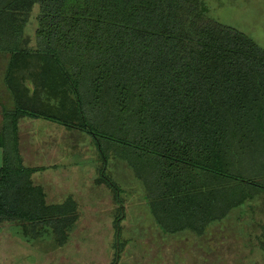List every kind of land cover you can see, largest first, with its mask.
Instances as JSON below:
<instances>
[{"label":"trees","instance_id":"16d2710c","mask_svg":"<svg viewBox=\"0 0 264 264\" xmlns=\"http://www.w3.org/2000/svg\"><path fill=\"white\" fill-rule=\"evenodd\" d=\"M205 12L201 0H0L2 77L15 100L1 118L0 224L18 220L60 247L76 220L72 200L44 207L31 185L35 170L16 147L21 116L91 135L101 170V141L112 143L142 172L148 210L168 235L200 236L260 197L264 174L248 175L241 157L264 146V50ZM19 64L31 82L24 102ZM97 183L119 192L102 174Z\"/></svg>","mask_w":264,"mask_h":264},{"label":"rangeland","instance_id":"374dc122","mask_svg":"<svg viewBox=\"0 0 264 264\" xmlns=\"http://www.w3.org/2000/svg\"><path fill=\"white\" fill-rule=\"evenodd\" d=\"M201 1L207 21L240 32L264 50V0ZM36 11L33 7L25 28L29 38ZM34 124L41 127L46 121ZM35 135L48 143L49 134L42 129ZM55 139L61 148L52 189L64 195L67 192L68 199L75 201L76 222L60 248L47 242L13 243L6 238H13L12 232L0 236V264H112L114 260L115 264H264V192L236 206L227 218L206 227L200 236L188 232L168 235L154 223L148 210L142 172L131 169L126 158L115 153L112 143L101 141L107 147L101 170L91 135L63 128ZM256 147V154L241 157L243 170L250 176L260 171L264 174V146L258 142ZM101 174L118 193L114 195L109 186L97 183Z\"/></svg>","mask_w":264,"mask_h":264},{"label":"crops","instance_id":"0c3cea01","mask_svg":"<svg viewBox=\"0 0 264 264\" xmlns=\"http://www.w3.org/2000/svg\"><path fill=\"white\" fill-rule=\"evenodd\" d=\"M30 41H32L30 39ZM30 45H32L30 43ZM8 59L9 55L6 53H0V131L2 127V116L14 110V95L12 92L7 88V81L4 82L2 74L8 68ZM20 69L22 70V74L20 77L15 78V82L20 85L23 91L22 102L27 101L31 96V82H28L23 74H25L23 70V65L19 64ZM22 77V78H21ZM24 89L26 90V94L24 93ZM37 120L45 121L41 119H33L25 116H21L16 121V147L20 157V163L23 168L35 170L33 173L30 174L29 181L33 187L39 189L41 195V201L43 202L44 207H53V206H60L63 202L68 199V194L64 195L63 192L56 189L53 190L56 186V175L55 173V164L56 158L58 155V151L60 145L57 139H55L56 134L59 131H62L60 125L55 123H51L46 121V125L37 126L34 123H38ZM45 123V122H43ZM38 129H42L43 133L49 134V141H42L39 139L35 133ZM68 129V128H66ZM72 148V147H71ZM71 153H74L73 149H70ZM2 164V151L0 149V166ZM55 176V177H54ZM59 183V181H58ZM73 201V199H72ZM59 202V203H58ZM74 204L75 201H73ZM75 212H76V205H75ZM76 219H77V212H76ZM76 220L74 221V223ZM72 224V226L74 225ZM25 225L18 220H8L4 221L0 224V236L2 237L4 234H8L12 232L14 234L13 238L6 237L10 239V242H17L20 245L29 244L35 242L36 245L47 242L55 247V242L53 237L50 234L42 233L40 236L32 237L30 236L31 233H25L23 229ZM40 228V226L36 227ZM71 229V228H70ZM13 230V231H12ZM34 233V232H33ZM3 238V237H2ZM68 238V233H67ZM67 242V239H66ZM61 247V246H60ZM58 247V248H60ZM60 250V249H59ZM40 253H42L39 250ZM46 254V253H42ZM14 262V261H12Z\"/></svg>","mask_w":264,"mask_h":264},{"label":"flooded vegetation","instance_id":"af4514ba","mask_svg":"<svg viewBox=\"0 0 264 264\" xmlns=\"http://www.w3.org/2000/svg\"><path fill=\"white\" fill-rule=\"evenodd\" d=\"M116 232H117V230H116Z\"/></svg>","mask_w":264,"mask_h":264}]
</instances>
